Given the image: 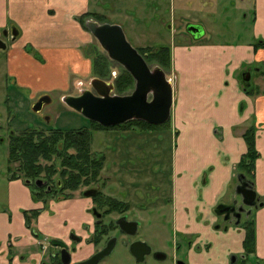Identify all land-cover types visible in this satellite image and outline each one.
<instances>
[{"label": "crops", "instance_id": "crops-1", "mask_svg": "<svg viewBox=\"0 0 264 264\" xmlns=\"http://www.w3.org/2000/svg\"><path fill=\"white\" fill-rule=\"evenodd\" d=\"M215 6L216 3L213 9ZM180 8L184 10L182 5ZM88 12H92L91 0H0V34L4 30L16 33L15 38L9 35L7 39L5 68L20 87L30 91L32 102L40 94L55 92L62 99L88 88L91 59L83 50L93 47V37L77 21V17ZM260 23L264 25V0H254L250 41L211 43L203 27L200 38L182 33L189 42L169 45V76L175 91L169 127L175 130L176 138L190 131L188 135L204 141H196L198 150L192 156L190 148H175L170 167L173 232L180 231L185 236L193 233L192 227L197 228L202 236L199 245L214 246L220 258L218 264H227L230 256L242 252L244 230L234 228L230 221L226 225L220 222L214 210L237 197L233 189L234 167L246 153L242 136L250 126L255 127L259 154L254 190L257 196L264 197V47L255 48L254 44L264 38V27H257ZM246 70H251L247 86L240 81ZM253 77L256 79L252 85ZM179 151L187 163L174 164ZM5 186L3 197L7 204L0 209V264H8L9 249L13 253L11 264H42L44 255L54 254L46 241L53 237L70 245L72 232L81 239L75 253H71L72 263L94 252V245L88 242L94 231L89 199L72 198L50 204L54 215H40L33 224L41 236L37 238L27 228L23 212L40 205L34 203L30 190L20 179L10 176ZM235 199L239 201L238 197ZM254 218L256 254L264 261V205L254 212ZM202 264H213V260Z\"/></svg>", "mask_w": 264, "mask_h": 264}, {"label": "rangeland", "instance_id": "rangeland-1", "mask_svg": "<svg viewBox=\"0 0 264 264\" xmlns=\"http://www.w3.org/2000/svg\"><path fill=\"white\" fill-rule=\"evenodd\" d=\"M215 3L217 6L213 9ZM180 5L184 10L180 8ZM91 11L101 14L103 23L120 26L128 43L140 51L142 47H170V43L176 46L184 45L188 39L182 33H184L185 25L192 21L206 29V39L211 43L237 44L250 41L254 0H91ZM257 27L263 28L264 25L260 23ZM260 42H264L263 37L254 41V44L259 45ZM94 51L103 52L93 38ZM6 58V51H0V209L6 208L7 203L3 197L7 190L5 184L10 176L8 167L13 168L7 163L9 136L11 133L18 135L25 130L56 128L77 130L81 127H88L91 129H89L91 152L94 155H103L105 158L104 168L99 178L105 176L107 181L103 190L100 189L101 193L117 200L134 202L137 209L141 208L140 204L147 205L146 207L151 206L150 201L155 202L160 195L169 197L170 167L173 164L175 148H180L181 145L190 148V156H192L198 150L197 136H190L188 135L190 131H186L176 138L175 130L165 125L144 129L130 126L126 129L116 127L95 130L89 120L67 108L55 92L47 94L50 103L45 105L41 112H33L32 106L36 100L34 98L32 102L30 91L20 87L16 80L8 75L5 68ZM38 60L41 61V58L39 57ZM120 68L121 66L114 62L112 74L117 75ZM167 75L169 78L170 71ZM255 79L256 77L252 78V85L255 84ZM84 86L87 84L85 83ZM5 99H7L6 102H4ZM184 157L179 151L174 164L187 163ZM20 180L30 190L32 197V188L25 183L24 179ZM74 198L89 199L77 196V194ZM65 200L51 197L40 201L34 200L35 204L40 205L34 210L39 211L38 216L46 214L49 217L54 215L50 204ZM133 211L129 212L130 217L139 216L138 212L134 209ZM163 211L165 213V209ZM89 214L93 215V213ZM116 219V215H112L105 217L104 222ZM138 219L143 223L140 225L139 237L151 250L143 264H176V262L202 264L206 260H213V264L219 263L220 258L214 246L208 247L207 245L202 248L199 245L202 236L197 228L192 227L193 233H186L185 236L181 235L180 231L173 232L171 214L162 219L152 209L142 211ZM251 220L254 221L255 238L257 239L254 214L242 222ZM33 230L37 231L35 227ZM113 233L109 232L107 236H104L102 243L97 247L94 246V252L87 259L102 249L107 237ZM71 234L79 238V235L73 232ZM198 247L201 250H198ZM51 249L55 247L51 246ZM56 250L59 251L57 248ZM156 253L164 254L165 258L156 259L154 256ZM47 262H49V256L46 254L43 256L42 264ZM228 263L230 264V258ZM98 264H137V262L129 252V248L124 245L123 240L116 238L111 254ZM249 264L257 263L250 259ZM261 264H264V261Z\"/></svg>", "mask_w": 264, "mask_h": 264}, {"label": "trees", "instance_id": "trees-1", "mask_svg": "<svg viewBox=\"0 0 264 264\" xmlns=\"http://www.w3.org/2000/svg\"><path fill=\"white\" fill-rule=\"evenodd\" d=\"M88 20L103 23V17L98 13L88 12L77 17L78 23L86 31L85 22ZM258 47L263 48L264 42L255 46V48ZM139 50L138 53L149 66H159L166 73L171 70L170 47H142ZM83 53L91 59L92 78H98L104 81H110L112 79L114 62L110 61L103 52H93L92 47L84 49ZM33 56L39 59L37 54H33ZM113 82L114 93L119 96L129 94L134 87L132 77L122 67ZM91 124L95 130L114 129L116 127L118 129H124L130 126H136L141 129L155 127L142 121H130L110 128H103L93 122ZM169 124L170 120L164 125L168 127ZM89 129L88 127H82L77 130H62L56 128L49 130H25L18 135L12 133L9 138L7 157V163L9 166H13V168L8 167L11 177L15 179L22 178L28 181L41 178L43 175L48 174L50 179L57 177L60 181V188L58 186L55 187L57 190L52 191V193L63 195L61 199H72L76 194L77 196H82L85 189L91 188L99 181L100 173L105 164L103 155H94L91 152V134L89 133L91 129ZM242 137L246 143L247 150L234 167L235 180L237 182L241 181L242 184L253 186L255 161L259 157L255 148V127L250 126L247 128ZM13 172L15 174H12ZM29 187L32 188L31 186ZM37 189L36 187L32 189V197L36 201L54 197L49 193L44 194L43 189H38V191ZM94 199L101 204L100 207H104L103 200H106L111 209L119 208L118 201L108 197L104 198L101 192H98V195ZM23 214L27 228L34 231L33 224L38 217L39 211H24ZM237 227L244 230L245 236L242 247L244 254L248 257L255 252L256 238L254 221L238 223ZM106 233L107 230L104 224H97L94 227V233L88 241L97 247L102 243ZM34 235L37 238L41 237L37 232ZM11 253L12 251L9 249V254L12 256ZM50 263L61 264L58 253L55 254L54 259Z\"/></svg>", "mask_w": 264, "mask_h": 264}, {"label": "water", "instance_id": "water-1", "mask_svg": "<svg viewBox=\"0 0 264 264\" xmlns=\"http://www.w3.org/2000/svg\"><path fill=\"white\" fill-rule=\"evenodd\" d=\"M87 30L96 40L107 58L121 66L134 81L133 90L123 96L114 93V82L92 78L89 82V89L82 90L78 95H66L61 101L72 111L80 114L90 122L96 123L103 128L120 126L130 121H142L152 126H161L170 120V112L175 97L173 82L167 77L164 70L159 66L149 67L144 58L126 40V37L118 25L100 23L93 20L85 22ZM187 31L194 39L200 38L204 31L198 24H188ZM12 39L16 33L11 32ZM6 43L0 39V51H5ZM251 70H246L240 75L243 85L247 86L250 80ZM50 103L49 96H42L32 106V111L39 113L42 108ZM30 185V181H25ZM41 186L43 182H35ZM97 193L96 189H88L82 193L85 198H90ZM235 197L229 204L217 207L220 215L227 214L230 223L233 218L239 223L242 214L248 216L252 209L263 207L264 198L260 200L251 185L239 184L235 188ZM92 213L97 218L100 217L96 210ZM117 225L124 229L126 233L133 235L137 228V223H127L125 218L118 220ZM227 228H225L226 232ZM72 240L80 242V239L72 235ZM89 242V241H88ZM116 244V239L111 238L106 245L94 253L88 259L73 264H98L103 258L109 256ZM52 247L60 249L61 264H72L71 253H75L73 248L69 252V247L60 240L50 241ZM129 252L136 260L137 264H142L144 256L150 254V249L144 242H136L130 245ZM164 254H156V259L162 260ZM234 258V261H233ZM236 257H232L230 264H234ZM176 264H184L176 262Z\"/></svg>", "mask_w": 264, "mask_h": 264}, {"label": "flooded vegetation", "instance_id": "flooded-vegetation-1", "mask_svg": "<svg viewBox=\"0 0 264 264\" xmlns=\"http://www.w3.org/2000/svg\"><path fill=\"white\" fill-rule=\"evenodd\" d=\"M187 27H188V25L185 26V28H184V31H183L185 33V34L183 33L184 35H186V33L189 34V32L187 31ZM7 34L9 35V33L4 30L0 34V39L6 42V40L8 39ZM43 95H47V94H41V95H39L37 98H35V100H36L35 102H37V100L40 97H42ZM6 100L7 99H5L4 102H6ZM11 135H12V133L10 134V136ZM10 136H9V138H10ZM38 180H41L43 182V184L41 186H37L35 184V182L38 181ZM28 181L31 182L30 186L32 187V189H33V187H36L38 189H43L44 194H47V193L51 194V196H54V197H52L53 199H61L62 196H63V195H59L58 193H52V191L57 190L55 187L58 186V188H60L59 187L60 186V181L57 179V177H53L52 179H50V177L47 174V175H43L41 178H37L35 180H28ZM106 181H107V178H105V176H102L101 179L99 178V181L97 183H95L91 188H89V189H96L97 190V193L95 195H93L92 197L89 198V200L91 202V206H90V208L88 210L89 213H92V210L95 209L96 212H97V214L100 215V217H98V218L93 215V217H94V227L97 224L103 223L104 226H105V228H106V230H107L106 236L108 235L109 232H114L113 235L115 233L117 234V235H114V236L111 235V236L107 237V239H106L103 247L106 245V243L111 238H115V237L116 238H119V239H122L124 245H126L128 248L133 243H136V242H144L139 237L140 225H143V223L138 218L141 216V212L142 211L152 209L158 215H160V217H162V219H165V216L166 215L169 216V214H172V213H169V211H171V185H170V195H169V197H165V196L160 195L159 197L156 198V201L155 202H153V200H151L150 201V204H152V205L151 206H148V207H146L147 205L140 204L141 208L140 209H137L135 207L134 202H130V201L127 202V201H123V200H117L115 198H112L110 196H107L106 194L104 195L103 193H102V196L104 198H107L108 197V198H111L113 200L118 201L119 208L118 209H116V208H112L111 209L110 206L107 204V201L106 200H103L104 207H100L101 204L99 202H96V200L94 199V197L98 195V192H101V190H100L101 188L103 190V188L105 187V182ZM239 184H242V182L241 181L237 182V180H235V184L233 186L234 187L233 188L234 191H235V188ZM252 187L254 189V183H253V186ZM38 189H37V191H38ZM258 197L260 198V200H263V198H264V197H260V196H258ZM221 205H223V204H221ZM263 205H264V203H263ZM218 206H220V205H218ZM163 207H165V208H163ZM217 207L215 208L214 213L220 219V222H223L226 225L227 223H229L231 216L229 218V216L227 214H225V213H224V215H220V209L218 210ZM259 208H261V207H257L256 209H252L251 212L248 214V216H246L245 214H242L241 217H240V220H239V224L242 223L243 220H245V219L249 218L250 216H252L254 214V212H257V210H259ZM133 209L136 212H138V215L139 216H132V217H130L131 214H129V212H131V211L134 212ZM163 209H165V213H163L164 212ZM112 215H116L117 219L116 220H108L107 222H104V218L105 217L106 218L107 217H111ZM122 218H125V221L127 223H137V228H136L135 233L133 235H130V234L126 233L124 229H122V228L120 229V227L117 225L116 222L118 220L122 219ZM235 222H237V219L236 218H233V226H234V228H238L237 225L235 224ZM152 223H153V221H152ZM225 228L228 229V227H225ZM225 228H224V231H225ZM221 229H223V228H221ZM57 240H60V239H57ZM49 241H51V239L48 240L47 242H49ZM60 241H62V240H60ZM69 241L71 242L70 245H68L65 241H62V242L65 243L69 247V252H70L73 248H76V246H77V244L79 242H75V241L72 240V234L70 235ZM72 246H73V248H72ZM48 249H51V246H48ZM149 249H150V247H149ZM59 251H60V249H59ZM59 251H58V258L60 259ZM150 252H151V250H150ZM156 254L154 255L155 258H156ZM146 256H144V259H145ZM7 257H12V258H9L8 259V264H11L12 259H13V256H11L9 254V252H8V256ZM232 257H236V261H235L234 264H249V260L250 259L256 261L257 264H261L263 262L262 260H259L258 257H257V254H256V245H255V252L253 254L249 255L248 257L244 254L243 247H242V252L241 253H239V254H233L232 256H230V261H231V258ZM49 259H53L51 253H50ZM233 261H234V258H233Z\"/></svg>", "mask_w": 264, "mask_h": 264}]
</instances>
